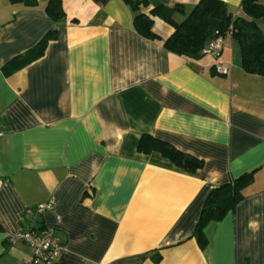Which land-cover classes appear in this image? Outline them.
Segmentation results:
<instances>
[{
  "label": "crops",
  "instance_id": "1",
  "mask_svg": "<svg viewBox=\"0 0 264 264\" xmlns=\"http://www.w3.org/2000/svg\"><path fill=\"white\" fill-rule=\"evenodd\" d=\"M35 1L0 0V264H27L21 231L45 226L64 244L52 264H264V77L241 68L231 36L217 57L189 58L139 34L122 0H61L60 23ZM221 1L248 19L241 0ZM197 2L148 0L138 11ZM151 19L161 37L173 33ZM51 29L41 57L3 71ZM143 134L202 165L189 172L138 151ZM253 170L241 200L205 224L200 248L207 193ZM50 199L51 210L26 211Z\"/></svg>",
  "mask_w": 264,
  "mask_h": 264
},
{
  "label": "trees",
  "instance_id": "2",
  "mask_svg": "<svg viewBox=\"0 0 264 264\" xmlns=\"http://www.w3.org/2000/svg\"><path fill=\"white\" fill-rule=\"evenodd\" d=\"M10 1L27 6H33L36 3L35 0ZM122 1L134 12L133 27L139 34L159 41L163 47L175 54L189 58L202 55L203 47L214 37L215 32L226 35V31L231 26L230 36L239 48L241 68L247 73L264 77V33L260 28V23H264V4L259 3L258 0H241V7L248 19L233 16L221 0H198L186 13L185 8L178 3L171 7L157 4L151 8L149 14L138 11L141 5L148 3V0ZM45 11L55 23L63 22L65 19L61 0H48ZM176 13H185V17L181 21H176L173 17ZM151 16H159L169 23L173 27V33L168 37L157 34L153 29ZM56 36V30L47 31L34 46L5 63L2 67L3 71L10 74L41 57L47 43ZM137 150L144 153L157 151L179 168L189 172L202 165L201 160L148 134L141 135ZM254 172L255 170L243 173L229 182L213 187L207 193L193 231V236L200 248L206 243L203 232L205 224L222 219L233 209L243 197V188L250 183ZM0 230H2L1 226ZM159 258L157 255L154 261L157 262Z\"/></svg>",
  "mask_w": 264,
  "mask_h": 264
},
{
  "label": "built area",
  "instance_id": "3",
  "mask_svg": "<svg viewBox=\"0 0 264 264\" xmlns=\"http://www.w3.org/2000/svg\"><path fill=\"white\" fill-rule=\"evenodd\" d=\"M229 26L226 34L230 35ZM217 31L210 42L203 47L202 54L209 55L211 57H217L223 45V37ZM215 69L219 73H226L227 68L221 65H216ZM2 132L0 130V136ZM54 201L52 199L45 202L38 203L32 208L27 209V212L33 215H39L53 208ZM54 228L43 227L40 230H35L34 228L27 227L21 231L20 238L25 241L30 247L31 258L27 264H52L61 252L64 250V244L61 242L59 237L54 233Z\"/></svg>",
  "mask_w": 264,
  "mask_h": 264
}]
</instances>
